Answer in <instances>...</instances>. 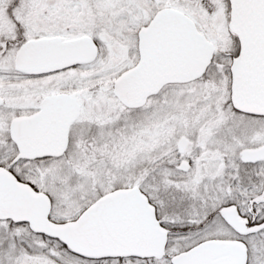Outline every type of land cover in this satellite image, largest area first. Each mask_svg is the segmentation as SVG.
<instances>
[{
    "label": "snow or ice",
    "instance_id": "6c2138e0",
    "mask_svg": "<svg viewBox=\"0 0 264 264\" xmlns=\"http://www.w3.org/2000/svg\"><path fill=\"white\" fill-rule=\"evenodd\" d=\"M0 264H264V0H0Z\"/></svg>",
    "mask_w": 264,
    "mask_h": 264
}]
</instances>
